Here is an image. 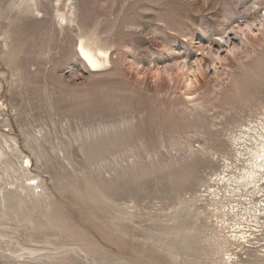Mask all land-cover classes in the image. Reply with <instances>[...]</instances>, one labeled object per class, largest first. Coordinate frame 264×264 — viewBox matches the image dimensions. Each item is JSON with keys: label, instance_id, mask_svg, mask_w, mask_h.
I'll return each instance as SVG.
<instances>
[{"label": "rangeland", "instance_id": "obj_1", "mask_svg": "<svg viewBox=\"0 0 264 264\" xmlns=\"http://www.w3.org/2000/svg\"><path fill=\"white\" fill-rule=\"evenodd\" d=\"M37 1L0 0V264H264V190L219 184L264 118V0ZM253 9L251 46L202 56Z\"/></svg>", "mask_w": 264, "mask_h": 264}, {"label": "bare ground", "instance_id": "obj_2", "mask_svg": "<svg viewBox=\"0 0 264 264\" xmlns=\"http://www.w3.org/2000/svg\"><path fill=\"white\" fill-rule=\"evenodd\" d=\"M31 1H32V5H30V8L33 11L39 12L38 1L37 0H31ZM261 12H262L261 9H256L253 12H250L249 15L245 17L242 22L237 20L233 24L226 25L225 30H223L219 35V40L209 41V44L206 46V48L202 50V56L203 55L207 56L214 62L213 64H215V63H222V61L225 60V58L223 57L224 53H227L230 50H236V49H239L240 47L241 48L245 47V50H246V48L252 45L251 39L253 38V33H254L253 26H252L253 22L257 21V19H259L260 16H262ZM58 13H59L58 17L60 19L64 21L69 20L67 14L61 13L60 10H58ZM238 51L239 50H237L236 52ZM79 54L81 55L82 60L89 66V69L92 73L97 72L99 69H101L105 64V60L107 61L108 59V54L106 52L100 49H94L84 43H81L79 46ZM102 57H104L105 60ZM203 62H204V59L203 58L198 59L196 55V56L191 57L190 61L183 62L182 64L183 67L182 65H180V68L187 69L188 72H190V74L199 73L201 75L203 74V71H204ZM183 79H186V76ZM187 80L189 83H187V86L185 85L186 86L185 88H187V95L191 96L194 93L195 89L197 88L196 87V77L194 80L189 79V78ZM250 131L255 132L256 137L250 135V133H253ZM251 140L252 141L254 140L255 146L252 147V144H251L250 146L251 148L247 147L246 149L239 151L240 155H243L244 151L245 152L247 151L246 155H249L248 158L246 159L243 158L245 163L247 164L246 167L242 168L239 174H236V173L228 174V175L226 174V176L224 177L220 176L221 178L219 180V184L221 183L222 185L226 187L227 190L229 189L228 194H227L228 197L234 200L236 199L237 201H242L246 195L255 196L259 193H262L264 190V187H263V184H264V118L262 119V121L256 124V126L250 127L248 131H244L240 137L235 139V143L238 146L240 145L241 149H243L242 146L247 145V143L250 142ZM241 157H244V156H241ZM244 192L246 193V195H244ZM213 196L215 198L220 197L218 193H216L215 191L213 192ZM239 205L240 204H237V206ZM233 211H234V208H233ZM249 211H252L253 213L252 217H254L255 219H258L257 218L258 210L256 209V205L253 206L252 210L249 209ZM259 212L261 213L260 210ZM236 216L239 217L241 216V214L237 213ZM245 236H246L245 232L244 233L242 232L240 235V239L245 240L247 238ZM235 238L237 239L236 236Z\"/></svg>", "mask_w": 264, "mask_h": 264}]
</instances>
